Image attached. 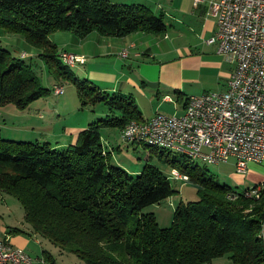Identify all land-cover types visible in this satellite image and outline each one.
I'll return each instance as SVG.
<instances>
[{"label": "trees", "instance_id": "obj_1", "mask_svg": "<svg viewBox=\"0 0 264 264\" xmlns=\"http://www.w3.org/2000/svg\"><path fill=\"white\" fill-rule=\"evenodd\" d=\"M167 29L164 14L142 3L0 0V107L27 109L52 91L32 62L2 45L3 34L19 33L38 49L57 82L76 84L82 105L107 109L65 147L4 137L0 128V191L20 201L33 231L87 264H212L226 255L235 264H264V182L254 185L258 195H248V187L221 183L186 154L156 148L153 153L197 186V198L180 201L171 225L162 227L154 212L143 209L178 192L169 173L152 163L137 173L127 170L102 139L103 129L121 132L144 118L135 98L74 76L51 39L57 31L84 38L94 31L121 37Z\"/></svg>", "mask_w": 264, "mask_h": 264}, {"label": "crops", "instance_id": "obj_2", "mask_svg": "<svg viewBox=\"0 0 264 264\" xmlns=\"http://www.w3.org/2000/svg\"><path fill=\"white\" fill-rule=\"evenodd\" d=\"M110 1L148 5L156 13L164 14L168 29L163 33L136 31L121 37L103 35L96 31L84 38L78 37L72 31L53 33L51 39L58 44L60 51L68 50L86 55L85 62L77 63L73 67L81 65V73L93 80L100 89L133 95L142 114L141 98H149L153 106L152 113L148 116L143 114L144 118H149L167 103H174L175 106L181 104L180 113H182L191 95L227 88L228 78L235 64L228 61L219 51L217 41L208 42L218 28L216 18L210 13V0H202L198 3L196 0ZM27 50L24 51L28 54L26 57H36L39 54L35 47ZM123 50L127 51L126 56L122 55ZM57 84L61 83L53 82L52 89ZM166 95H170L172 100L166 99ZM178 95L183 99H178ZM43 111L40 109L38 113L40 119L46 117ZM43 122L45 123L41 122L40 127L41 138L57 147L74 143L80 130L88 124L80 123L73 127H65L62 133L55 134L61 137V140L57 139L58 143L53 144L50 136L47 135L48 132H52V128L45 127L54 124L55 121L48 119ZM113 130V128L103 129L102 139L112 150L114 157L116 150L121 147L115 145L113 141ZM116 161L131 172L140 171L133 169L122 160L116 159ZM229 162H232L234 170L220 175L232 180L233 184L250 187L264 182V166L257 165V162H250L248 173L245 175L236 171L234 158L216 164ZM13 228L16 230L14 231ZM0 238L23 247L33 256L32 264H53L50 257L59 264H75L72 256L69 255L73 252H68L67 249L57 246L33 231L25 220V210L20 201L2 191H0Z\"/></svg>", "mask_w": 264, "mask_h": 264}, {"label": "built area", "instance_id": "obj_3", "mask_svg": "<svg viewBox=\"0 0 264 264\" xmlns=\"http://www.w3.org/2000/svg\"><path fill=\"white\" fill-rule=\"evenodd\" d=\"M209 6L218 28L208 42L217 41L219 51L235 64L227 88L191 95L180 114L157 111L149 118L133 119L121 136L184 153L195 161L216 164L234 158L236 171L245 175L250 162L264 160V0H210ZM121 53L127 55L126 50ZM59 56L71 66L86 61L83 54L68 50H61ZM64 91L63 86L53 90ZM165 98L172 100L170 95ZM169 175L189 179L178 168ZM258 192L254 185L246 191L248 195ZM33 260L23 247L0 238V264H32Z\"/></svg>", "mask_w": 264, "mask_h": 264}, {"label": "rangeland", "instance_id": "obj_4", "mask_svg": "<svg viewBox=\"0 0 264 264\" xmlns=\"http://www.w3.org/2000/svg\"><path fill=\"white\" fill-rule=\"evenodd\" d=\"M2 45L11 50V52L17 57H22L21 52L27 49H32V45L27 43L24 36L19 33L15 34H3L1 36ZM8 43V44H7ZM37 49V48H36ZM38 50V49H37ZM28 51V50H27ZM71 52V51H70ZM84 55V54H83ZM86 57V55H84ZM26 61L32 62L33 67L37 74L40 76L42 83L52 89L53 82L57 81L54 74L51 72L49 67L36 57H23ZM76 65V64H75ZM84 66V65H83ZM81 65L78 67L70 66V70L74 76L85 78L86 75L81 73ZM88 78V77H87ZM55 86H63L65 91L62 94L53 92ZM49 93L45 94L41 98L36 99L27 109H19L14 104H7L0 107V127L4 137H12L13 139H24V140H40L41 138V122L43 120L53 119L54 124H49L45 128H52V132L47 133L50 136L52 143H58L57 139L61 140V137H57L55 134L63 132L65 127H73L80 123H89L90 121L96 120L100 117H105L106 107L102 103L97 105H82L79 98L78 88L76 84L71 80H64L61 84L55 85ZM149 98L142 97L141 107L143 108V114L148 116L152 113V105L149 102ZM40 109H43V113L46 114L45 119H40L38 113ZM54 110V112H52ZM57 110V111H56ZM166 113H180L182 111V105L174 103H167L160 109ZM112 138L121 149L116 150L114 160L116 159L124 161L127 165H130L133 169L141 170L146 163H152L160 167L162 170L170 173L171 165L163 161L155 152L152 150L158 149L157 146L149 145L144 142H129L123 140L119 129L113 128ZM45 131L46 129H42ZM42 131V132H43ZM39 138V139H38ZM162 149V147H160ZM173 154L176 152L172 150ZM196 162L201 166H206L210 173H213L217 180L223 184H230L233 187H238L242 190L245 187L233 184L234 182L228 178H224L220 173H225L230 170H234L232 162L229 163H207L200 159H196ZM257 165L264 166L263 162L256 163ZM137 173V172H136ZM189 180V179H188ZM188 180L176 179L172 177V183L177 187L178 192L174 195L162 200L160 203H154L146 206L144 212H154L157 216L158 222L162 227L170 226L173 219V213L180 201H189L197 198L196 189L197 186ZM251 184V183H250ZM253 185H250V187ZM69 252V251H68ZM72 256V260L75 264H87L75 253L69 254ZM214 264H235L231 261L228 255L218 257L214 259Z\"/></svg>", "mask_w": 264, "mask_h": 264}, {"label": "bare ground", "instance_id": "obj_5", "mask_svg": "<svg viewBox=\"0 0 264 264\" xmlns=\"http://www.w3.org/2000/svg\"><path fill=\"white\" fill-rule=\"evenodd\" d=\"M103 90V89H102Z\"/></svg>", "mask_w": 264, "mask_h": 264}]
</instances>
